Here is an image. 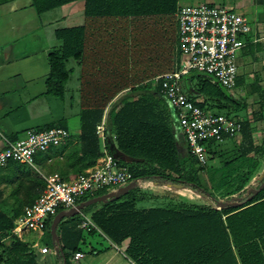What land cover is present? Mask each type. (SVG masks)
Listing matches in <instances>:
<instances>
[{
  "label": "crops",
  "instance_id": "obj_1",
  "mask_svg": "<svg viewBox=\"0 0 264 264\" xmlns=\"http://www.w3.org/2000/svg\"><path fill=\"white\" fill-rule=\"evenodd\" d=\"M182 4H207L233 13L236 10L247 20L249 32L237 53V77L231 96L237 94L264 99V0H176L174 13L126 18L86 16L85 0H73L40 13L35 11L32 0H0V148L3 141H13L27 129L42 130L49 126L65 129L69 133L63 145L37 155L33 167L19 164L17 167L0 169L2 211L19 209L21 212L28 206L36 191L29 188L34 180H40L42 184L41 176L55 172L63 179L70 180L90 169L78 172L79 165L72 166L67 159V155L78 147L80 112L89 108H103L101 120H104L109 102L123 98L131 87L176 68L175 16ZM77 27L84 31L81 63L72 60L66 62L69 74L63 84L62 98L59 99L46 93L44 83L49 74L47 56L61 45L54 37L55 31ZM73 74L76 77L70 81ZM91 101L97 102L92 104ZM9 137L14 139L8 140ZM181 137L176 138L177 148L180 147L179 141L185 148ZM223 146V143L210 144L212 156ZM111 152L121 163L133 162L120 152ZM153 182L139 181L135 190L138 195L134 196L137 197L134 202L136 210L169 208L167 203L171 201H175L174 206L177 203L192 205L173 197L175 189L184 187ZM141 188L149 192L140 194ZM105 194L100 192L85 196L80 204L84 205L97 195ZM100 208V202H93L83 207V210L87 209L83 213L90 217ZM63 211L56 212L65 216L55 225L53 238L49 228L56 214L47 219L40 233L25 232L18 237H9L26 245L35 264H65L59 246H64L62 253L66 256V264H81L85 258L83 264H135L123 253L127 239L120 246H115L95 225L96 230L91 233L78 229L76 222L68 223L77 217L73 211ZM45 229L48 239H54L53 248L43 245ZM96 234L103 237L107 246L102 248ZM42 247L47 248L46 254L38 252ZM75 252L80 253L82 258L73 261L71 256Z\"/></svg>",
  "mask_w": 264,
  "mask_h": 264
},
{
  "label": "trees",
  "instance_id": "obj_2",
  "mask_svg": "<svg viewBox=\"0 0 264 264\" xmlns=\"http://www.w3.org/2000/svg\"><path fill=\"white\" fill-rule=\"evenodd\" d=\"M70 1L73 0H32V5L40 13ZM175 6L176 0H85L84 14L110 18L166 15L174 13ZM54 37L61 45L47 56L49 74L44 84L47 94L61 99L63 84L69 74L66 62L81 63L84 31L81 27L63 29L55 31ZM178 64L179 53L176 67ZM192 77L198 79L196 93L202 100H196L189 94L188 82ZM182 82L187 96L196 101L201 109L228 116V113L237 112L244 106L242 101H234L224 89L201 74L189 73L182 77ZM263 110L264 101H261L258 116ZM102 113L103 108L99 107L80 112L78 147L67 155L72 166L79 165L78 172L93 167L100 156L94 128L100 122ZM239 122L241 129L234 137L240 136L247 141L241 148L242 154L235 160H244L245 169L236 175L233 174L234 169L229 171L215 187L218 190L236 180L230 194L242 190L253 177L259 161L264 160V138L259 144H254L247 135L246 122ZM104 127L107 148L132 159V163L124 165L134 179L189 188L212 201L211 205L177 203L164 209L136 210L134 202L137 197H126L135 188V183L124 196L100 203L101 208L90 215L91 221L115 246L128 240L123 253L130 261L135 264H264V185L261 187L264 171L257 177L256 185L248 189L244 196L217 201L199 184L198 173L207 164L198 165L186 147L181 151L177 149L176 138L181 134L176 114L160 94L156 81L133 86L123 98L114 101L106 110ZM112 135L115 136V148ZM17 166L18 163L8 162L4 167ZM41 182L34 180L29 188L36 191L28 205L41 192L44 184ZM12 210L14 216L20 213L19 209ZM49 224L50 221L47 222V229ZM11 227V219L0 208V264H35L26 245L9 237ZM63 228L66 230L65 226ZM59 247L66 264V256L62 253L64 246ZM70 250L74 251V248L70 247Z\"/></svg>",
  "mask_w": 264,
  "mask_h": 264
},
{
  "label": "built area",
  "instance_id": "obj_3",
  "mask_svg": "<svg viewBox=\"0 0 264 264\" xmlns=\"http://www.w3.org/2000/svg\"><path fill=\"white\" fill-rule=\"evenodd\" d=\"M177 50L179 64L170 72L155 78L159 92L176 114L179 132L188 154L200 166L210 158V144H221L232 139L241 129L238 120L224 114L201 109L192 101L183 88L182 77L189 73L208 77L231 95L237 77L236 57L243 47L244 37L249 32L247 20L225 8L207 4L181 6L176 11ZM104 120L94 128L98 139L100 156L94 166L70 180L52 172L41 176L43 188L37 198L14 216L6 212L12 227L9 236L25 232H42L45 222L58 210H75L78 216L76 227L82 231H95L90 217L77 209L80 200L95 193H115L129 183L138 185L132 173L111 153L105 144ZM69 133L61 128L42 130L27 129L13 141H3L0 148V169L8 162L33 167L37 155L63 145ZM115 147V136H111ZM46 254L47 248L38 250ZM73 261L82 258L73 253Z\"/></svg>",
  "mask_w": 264,
  "mask_h": 264
},
{
  "label": "rangeland",
  "instance_id": "obj_4",
  "mask_svg": "<svg viewBox=\"0 0 264 264\" xmlns=\"http://www.w3.org/2000/svg\"><path fill=\"white\" fill-rule=\"evenodd\" d=\"M186 5L187 6H195L194 4H184V5L182 4L181 6H186ZM234 12L236 14H238L236 10ZM70 62L71 61H69V63ZM173 62H174V58L172 60V63ZM73 77H76V75L73 74L70 78V81H72ZM197 80L198 79H194V77H192L189 80V82H188L189 87H190L189 88V94H191V96L195 97L196 100H199V99L202 100V98H199V96L196 93V83L198 82ZM154 82H155V79H152L151 83L153 84ZM232 99L236 102H239V103L242 101L244 106L242 107L241 110H239L237 112L232 111L231 113H228V116L234 117L235 119H237L243 123L246 122L247 135L249 137V140L252 141L254 144H259L261 142V140L264 138V110L261 113V115L258 116L259 115L260 102L264 101V99H256L254 97H248L247 95L245 97H243L242 95H237V94L232 96ZM94 102L96 103L97 101H91L92 104ZM111 103L112 102H109L107 107H109V105ZM208 103L212 107H214L213 103L211 101H209ZM225 110H228V108ZM246 141H247L246 139H243L240 136L234 137L231 141L225 143L224 146L221 147V149H219L218 154L216 152H214L216 154H214L213 156L210 155V159L207 160L206 168L198 173L199 184L207 192L211 193L213 195V197L219 202H221L225 199L238 197V195L244 196L248 189H250L256 185L257 177L264 171V160H260L259 164H258V168L254 172L253 177L245 184L244 188L242 190H240L239 192L230 194V193H232V189L235 187L236 180H233L232 184H230V185H226V186H224L218 190L215 189V187L218 184V181L219 180L222 181L221 180L222 177L223 178L226 177V175L229 171L234 169L233 170L234 175L239 174L241 171H244V169H245L244 160L242 159L243 160V162H242L240 160H235V158L238 159L239 155L242 154L241 148H243V145ZM179 142H180V147H178L177 149L179 151H181L184 148L182 146V142L181 141H179ZM244 156L246 157L247 155H244ZM49 171H53V170H49ZM151 182L154 183L153 181H151ZM157 183L160 184L159 182H157ZM228 183H231V182H228ZM136 189H137V184H136L134 189L130 190L131 192L126 197H128L129 195L137 196L138 193H135ZM139 191H142V192H140V194L149 192V190L146 188H141V189H139ZM122 196H124V195H122ZM173 197L176 199H180L182 201L192 203V205L193 204L194 205H211L212 204V201L206 195H203V194L198 193V192H193L189 188L175 189V193L173 194ZM122 198H124V197H122ZM113 200H115V199H113ZM174 202L175 201H171V203H167V205L172 207V206H174L173 205ZM75 222L77 223V219H74L73 221L72 220L68 221V223H75ZM44 233L46 234L45 235L46 239L43 242V245L48 246L49 248H51V247L53 248V245H54L53 240L54 239H52V240L48 239L46 229H45ZM97 236L99 237L98 243H100L102 248L104 245L107 246L103 237L101 238V236H99V235H97ZM85 259L81 260L80 263L83 264Z\"/></svg>",
  "mask_w": 264,
  "mask_h": 264
},
{
  "label": "water",
  "instance_id": "obj_5",
  "mask_svg": "<svg viewBox=\"0 0 264 264\" xmlns=\"http://www.w3.org/2000/svg\"><path fill=\"white\" fill-rule=\"evenodd\" d=\"M264 185V181L261 184V187ZM135 186L134 182H131L128 186H125L124 188L117 190L115 193H109V194H105L103 196L94 198L92 200H90L89 202L83 204H80L77 209L82 210L83 207L87 206L88 204H92L93 202H101V201H105L106 199H116L122 195H124L128 190L132 189ZM223 205V204H220ZM219 205V206H220ZM70 211H73V213L75 214V210L74 209H70ZM65 215L61 212L57 213L54 218L53 221L50 224V235L53 238L54 237V227L55 225L58 223L59 219H61L62 217H64Z\"/></svg>",
  "mask_w": 264,
  "mask_h": 264
}]
</instances>
